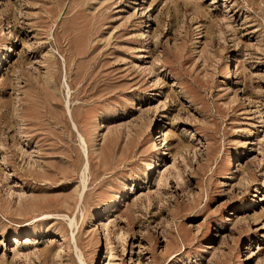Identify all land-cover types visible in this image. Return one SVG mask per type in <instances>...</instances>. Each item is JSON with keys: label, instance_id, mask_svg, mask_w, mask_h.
I'll return each instance as SVG.
<instances>
[{"label": "rangeland", "instance_id": "374dc122", "mask_svg": "<svg viewBox=\"0 0 264 264\" xmlns=\"http://www.w3.org/2000/svg\"><path fill=\"white\" fill-rule=\"evenodd\" d=\"M264 264V0H0V264Z\"/></svg>", "mask_w": 264, "mask_h": 264}, {"label": "bare ground", "instance_id": "6f19581e", "mask_svg": "<svg viewBox=\"0 0 264 264\" xmlns=\"http://www.w3.org/2000/svg\"><path fill=\"white\" fill-rule=\"evenodd\" d=\"M77 257H78V256H77ZM78 260H79V262H80L79 264H81L82 261H80V258H79V257H78Z\"/></svg>", "mask_w": 264, "mask_h": 264}]
</instances>
